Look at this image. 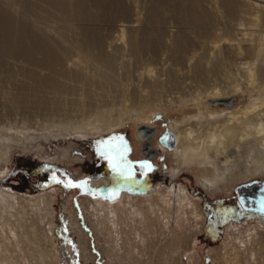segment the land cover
<instances>
[{
	"label": "rangeland",
	"instance_id": "1",
	"mask_svg": "<svg viewBox=\"0 0 264 264\" xmlns=\"http://www.w3.org/2000/svg\"><path fill=\"white\" fill-rule=\"evenodd\" d=\"M45 1L0 0V5L15 22L23 24L31 36L43 35L57 46L67 40L65 48L70 49L72 56L76 51L95 48L94 40L88 38L93 31L100 49L114 58L112 78L116 83L119 78L120 84L125 83L120 85L118 81L117 88L96 89L95 92L103 98L114 99L112 119L122 120V124L119 121L110 131H105L104 127L89 124L92 120L81 125L80 118L76 117L79 122L75 118L67 126L64 123V128L53 127L51 135L44 130L52 118L49 113L51 94L37 91L25 81L30 68L28 62L0 54L3 62L0 66V139L13 136L7 162L0 163V191L15 196L14 203H21L25 208L22 215L12 208L4 213L0 211V264H264V220L238 211L233 198L237 185L244 181L227 183L225 189L207 186L206 190L201 186L205 183L197 181L194 172L185 167L180 166L181 172L173 174L178 165L171 156L173 147L168 142L169 124L199 115L195 105L201 98L209 100L216 91H224L228 99L217 103L219 105L212 108L214 111L203 113L209 116L215 112L211 114L222 117L230 111H225L223 104L234 102L233 109L239 112L253 99L264 97L260 84L264 82V27L256 28L252 39L241 42L239 47L236 43H232L233 46L221 42L220 57L211 59L203 73L194 77L186 67L193 49L200 52L198 55L203 56L202 62H205L207 56L217 52L212 46L215 35L226 27H235L242 16L239 12L230 16L213 0H62L75 5L69 15L67 12L59 14ZM192 7L199 14L207 12L209 23L184 21L187 8ZM121 30H124V39L120 36ZM153 34L159 38L156 53L129 54V45L125 43L144 37L148 40L152 37L148 35ZM184 40L188 43L185 49L172 48L176 42ZM25 45H30L28 39ZM256 49H261L258 57H255ZM65 62L63 66L68 63ZM250 67L257 72L259 82L253 86V92L239 97L240 92L235 89L246 87V68ZM92 68L97 69L90 65L87 71L96 72ZM148 68L153 71L148 72ZM38 71L42 75L47 73L42 69ZM168 74L175 78L170 79ZM157 82L162 87L156 85ZM20 84L25 89L23 98L12 104V99H17L15 88ZM155 85L165 91L157 90ZM192 97L198 100L193 101ZM62 99H54L53 104H58L56 108L60 110L53 120L62 123L65 119L58 115L79 116L73 105H60ZM144 99L155 105L145 107ZM151 115H155L150 126L156 136L150 148L134 138L137 129L145 125L136 126L134 121L140 118L146 121L153 118ZM213 116L207 120L214 119ZM16 126L27 128L23 132L26 138L23 130L19 131ZM7 127L14 130L10 132ZM30 127L43 130H28ZM156 143L165 150H156ZM145 148L151 149V154L155 151L150 161L145 160ZM246 149L243 146L237 154L236 171H244L253 161L254 156L246 154ZM249 179V182H263L264 172ZM69 182L78 186L69 187ZM174 185L185 190L187 205L178 204L168 195L167 190ZM199 192L204 193L206 199L221 201L222 210L231 212L229 218L208 225Z\"/></svg>",
	"mask_w": 264,
	"mask_h": 264
},
{
	"label": "bare ground",
	"instance_id": "2",
	"mask_svg": "<svg viewBox=\"0 0 264 264\" xmlns=\"http://www.w3.org/2000/svg\"><path fill=\"white\" fill-rule=\"evenodd\" d=\"M74 1H76V0H74ZM77 1H79V0H77ZM213 1L216 4H218L220 7L225 9V12L228 15L231 16L233 13L239 12L240 15H242V16H240L238 18L239 20H238V23L236 24L235 27H226L221 32V34L215 35V40L213 41L214 45H212V46H213V48L217 49V52L216 53L212 52L211 53L212 56H210V57L207 56V60L205 62H202L203 61L202 59H204V57L199 56L200 52L196 53L197 52L196 49H193L192 55L190 54L191 56L187 59L188 65L186 67H188V69H187V70H189L188 72H190L194 77H199L203 73L204 68L208 67L210 65L211 59L216 60V58L220 57V54L222 53L221 46H220L221 42L224 44H231V45H233L232 43H236L235 45H237L239 47V46H241L240 45L241 42H243V41L246 42L247 40L252 39L253 33L256 31V28L264 27V2H261L260 0H242L243 3H238L237 1L234 2L233 0H213ZM45 2H47V4L49 6H51L55 10H57L59 14H63L65 12H67L69 14V10L71 8L75 7L74 4H67V3L63 2L62 0H47ZM76 5H78V4H76ZM77 7H79V6H77ZM80 9H81V7H80ZM187 9L188 10L186 11V14L184 16L185 17L184 21L190 22V23L193 22V23H197V24L209 23L210 16L207 12L199 14L196 11V9L193 7L187 8ZM81 12H82V10H81ZM202 12H203V10H202ZM10 15L11 14L0 5V54L1 55L2 54H8V55L13 56L15 58L24 59L26 62H28L30 68L26 72L27 78L24 77L25 79H27L25 81L30 82V85H32L34 89H38L37 91H45V92L51 94V96H52L51 101L49 99L51 96L48 97V100L50 101V112L48 110H46V111H48L50 114H52L51 115L52 118L49 119V122H48L49 127H47V128L44 127V130H48L50 132V134L52 135L53 132L51 131V128H53V127H56V129L57 128L58 129L64 128L65 126H67L66 124L68 122H70V121L73 122V119H75L76 117L80 118L79 120L81 122V125H84V122H86V121L90 122L92 120L89 124L94 125V127L95 126L104 127L105 131H110L113 128V126H116L120 120L117 122V121L112 119V111L115 108L114 107L115 104L113 101L114 99L112 100L111 98H107V97L103 98V96L100 95L99 93H96L95 90L96 89L107 90V91L109 89L111 90L114 87L118 86L117 84H118V81L120 78L118 79L117 83L112 78L111 74H112L113 68H114V64L112 62L114 61V58L110 53H105V52H103V50L100 49L101 44L96 38H94L95 37L94 32L91 31L90 36L88 38L94 40L93 46L95 45V48H93V47L87 48V50L85 52L81 51V50L76 51L77 54L72 56L71 52H69L70 49L68 47L65 48L67 40L65 41V43L63 42L61 46H57V45L52 44L50 41L46 40L47 38L43 35H40V36L39 35H32L31 36L29 34L27 28H25V26L23 24L15 22ZM69 15H71V14H69ZM85 32H87V31H85ZM119 33H120V29H119ZM194 33H196V32H194ZM124 35H125L124 30H121L120 36L122 39H124L123 38ZM148 36L149 37L152 36V37L148 40L144 39L145 38L144 37L142 40H139V41L134 40V39H130L127 43H125V44L129 45L128 51H129V54H131V56L142 55V52L144 53V51H151V53H153V54L157 52L156 50H157V47L159 45L158 36L156 34H155V36H154V34L148 35ZM121 38L119 40H121ZM27 39H28V41H30V45H25V40L27 41ZM122 41H124V40H122ZM248 43H250V42H248ZM187 45H188V43H186L184 40L182 42L181 41L176 42L175 46H173L172 48L181 50V49H185ZM235 45H233V46H235ZM225 48H227V47L225 46ZM200 49H202V48H200ZM197 55L199 57H196ZM260 55H261V49H256L255 57H258ZM224 56H223V58H224ZM205 57H206V55H205ZM64 61L68 62L67 64H65L66 66L62 65ZM175 62H176V60H175ZM2 63H3L2 57H0V66L2 65ZM90 65H94L97 68V69L92 68V69H95L96 72L90 73V71L89 72L87 71V68ZM217 67H220V66H217ZM38 69L46 70L47 73L45 72L46 74L43 73L44 75H42V74H40L41 71H38ZM182 69L183 68H181L180 70H182ZM242 70H243V68H242ZM246 70H247V75H246L247 81H246V85H245L246 87L242 88V89L241 88L235 89L236 91L238 90L240 92V95H238L239 97H242V95H244L246 92H249V93L253 92L254 91L253 86H255V84L259 82L258 78H256L257 72L255 70H253L252 67L246 68ZM152 71H153L152 69L148 68V72H152ZM216 72H217V70H216ZM159 75H161V74H159ZM179 75H181V74H179ZM163 76H165V75H163ZM169 76H170V79L175 78L172 76V74H170ZM259 76H262V75L259 74ZM59 77L63 78V79L65 78V80H61ZM205 77H207V76H205ZM143 78H144V76H143ZM143 78H141V80H143ZM148 78H149V76H148ZM153 78H150V81ZM146 79H147V77H146ZM146 79H145V81H146ZM158 79H156V80H158ZM165 79H166V77H165ZM168 79H169V77H168ZM148 81H149V79H148ZM160 81H163V80H160ZM218 82H220V81L218 80ZM230 82H229V84H232ZM208 83H209V81H208ZM119 84H120V81H119ZM122 84H125V83H122ZM122 84H120V85H122ZM145 84H148V83L146 82ZM166 84H168V83H166ZM242 84H244V81ZM260 84L262 85L261 91H264V82H260ZM156 85L161 86V84H159V83ZM156 85L154 87L157 88ZM21 86H23V84L16 86L15 89L17 92V94H16L17 99L13 98L12 104H17V101L20 98H23L22 93H24L25 89H24V87H21ZM171 86H173V85H171ZM183 86H181V87H183ZM131 87H132V85H131ZM133 87H134V85H133ZM178 87H180V86H178ZM141 88H145V87H141ZM141 88H139V89H141ZM150 88H149V90H150ZM158 88H160V87H158ZM158 88H157V90H159ZM168 88L169 87H167V89ZM230 88L232 90V87H230ZM145 89L148 90L147 88H145ZM180 89H182V88H180ZM146 90H144V91H146ZM174 90H176V89H174ZM120 91L123 92V90H120ZM152 91L156 92L155 89L154 90L152 89ZM161 91H165V90L161 89ZM121 92H120V94H121ZM139 92L141 93V91H139ZM167 92L168 91H166L165 93H167ZM220 92H222V91H220ZM220 92L219 91L218 92L216 91L215 93L213 92L214 94L213 95L211 94L212 96H210V97H212V98L209 100H207L206 98H201L200 100H198V98L192 97V98H194L193 101L198 100V103L195 106L197 107V110H199L198 111L199 115L188 116V118H186V119H184V121H180V122L173 121V122H171V124H169V128H168L169 129L168 130V135H169L168 138L171 141L169 143V145L171 144V146L173 147L172 152H171V156L175 160L174 162H176V164L178 165V167H176V168H174L175 166L173 167L174 168L173 174H177L178 172H181V170L179 169L180 166L185 167L187 170L194 172L193 174H195L197 181H203L205 183L204 185H201V186L206 190L208 189L207 186H209L211 188H215V189H225L226 188L225 184L229 183V185H231V184H235L238 181H244L243 184H245V183L249 182L247 180H250L249 178H251V176H253L255 174H261L262 172H264V97L261 98V96H260L259 100H258V97L253 99L254 101L252 103H249L247 105V107L245 106L239 112H236L233 109L234 108V102L230 105L229 104H223V105H225L224 106L225 108H223V109L225 111L226 110L227 111L230 110V111L227 112L222 117H218L216 114H213L214 115L213 116L211 114V113H215V112H211L209 114V116L203 114L204 112H207L208 110H213L212 108L219 105L217 103H221V102L225 101L226 99H228L227 96H224L225 95L224 91H223V93H220ZM231 92H233V91H231ZM133 93L131 91V94H133ZM125 94H126V92H125ZM142 94L144 96V92ZM226 94H229V93H226ZM109 95H110V93H109ZM23 96H25V95H23ZM56 98H61V99L63 98L61 101L62 103L60 102L61 103L60 105L68 104V103L73 105L75 110L79 113L78 114L79 116H68V115L60 116V115H58V118L62 117L65 119V121H63L62 123L59 122V120L58 121L53 120L54 117L58 114V112L60 110V109L58 110V108H56V107H58V106H56L58 104L54 105L55 104L54 99H56ZM125 98H126V95H125ZM36 99L38 100L40 98H36ZM36 99L34 101H36ZM31 100H33V99H31ZM45 100H47V99H45ZM130 100H131V98H130ZM151 100H153V99H151ZM116 101L118 102V100H116ZM144 101H145V99H144ZM249 101H251V100H249ZM43 102H44V100H43ZM30 103H31V101H30ZM48 103L49 102H47L46 104H48ZM56 103H58V102L56 101ZM41 104H42V102H41ZM46 104H44V105H46ZM117 104H120V103H117ZM153 105H155V102H152L150 100H147L144 102L145 107H150ZM136 106H138V105H136ZM46 107L48 108L47 105H46ZM127 107H129V106H127ZM142 108H144V107H142ZM157 109L159 110L160 108H157ZM57 110H58V112H57ZM132 112H131V114H132ZM129 116H130V114H129ZM212 116L214 119H212L210 121L207 120L208 117H212ZM152 117L153 118H151V119L149 118L146 121H143L144 118L142 120L140 118L136 122L134 121V125H136V126H138L139 124H142V123L145 124V125L141 126L139 129H137L136 135L134 137L137 139V141L140 143V145L144 144V145H148L150 147L151 142L153 141L154 137L156 136L155 129L150 126V124L153 123L152 121L155 118V115H153ZM76 121H78L77 118H76ZM76 121H75V123H76ZM123 122H125V121H123ZM64 123H65V126H63ZM121 124H122V122H121ZM46 125H47V123H46ZM13 127L15 128V126H13ZM23 127H25V126H23ZM23 127L22 128L17 127V129L19 131L23 130L22 135L25 136V138H26L27 135H24L23 132L27 128L26 127L23 128ZM7 128H9V130H10V127H7ZM7 128H5V129H7ZM7 130H5V131H7ZM11 130H14V129H11ZM11 130H10V132H11ZM28 130L42 131L43 128L41 130L39 128L35 129L34 127H30V129H28ZM85 130L88 132L90 129H85ZM7 132H9V131H7ZM4 134H6V132ZM10 135H11V133H10ZM0 137H1V135H0ZM12 137L9 136L8 139H6V140L0 139V163H6L7 162V159H8L7 156L9 155L10 148L12 146V144H11V142H12L11 138ZM243 146L247 147L246 154L250 153L251 155L254 156V157H252L253 161L250 163V165H247L245 167L244 171H240V170L236 171V169L234 167H235V165H237L236 164L237 160H235V159L237 157V154L240 152V150L243 149ZM163 149H164L163 146L160 143H158L156 150L164 151L165 149L164 150ZM143 151H144L143 154L147 156L145 160L150 161L154 158L155 151H153V154H151L152 150L150 149V151H149L148 148L147 149L145 148ZM170 188L171 189L167 190V191H168V195L171 196V199L172 198H174V200L176 199L175 201H177L178 204H181V203H185V205L188 204L189 200H187L188 198L186 197L185 190L183 188H181L180 186L177 187L175 185H174V187H170ZM157 194H159V193H157ZM126 198H128L127 195H126ZM14 199H16L15 196L7 194L3 191H0V211H1V213H4L5 210L12 208L15 210V212L17 214H21V215L23 214L22 211L25 208H23L21 206V203H14V201H13ZM44 199L45 198H43L40 201H43ZM169 201H171V200L169 199ZM37 205H39V203ZM20 226H21V224H20ZM3 264H5V263H3Z\"/></svg>",
	"mask_w": 264,
	"mask_h": 264
},
{
	"label": "flooded vegetation",
	"instance_id": "3",
	"mask_svg": "<svg viewBox=\"0 0 264 264\" xmlns=\"http://www.w3.org/2000/svg\"><path fill=\"white\" fill-rule=\"evenodd\" d=\"M168 142H170V139ZM165 144L168 143L165 142ZM200 195L202 197V205L204 206L203 210L207 212L208 225L212 226L219 219L224 221L229 218L231 212L229 210L225 211V209L222 210L224 207L221 201L206 199L204 193H200ZM233 198L238 211L252 213V215L264 220V181H258L251 187L240 189L238 192L235 190ZM248 200H253V203Z\"/></svg>",
	"mask_w": 264,
	"mask_h": 264
},
{
	"label": "water",
	"instance_id": "4",
	"mask_svg": "<svg viewBox=\"0 0 264 264\" xmlns=\"http://www.w3.org/2000/svg\"><path fill=\"white\" fill-rule=\"evenodd\" d=\"M171 142V141H170ZM164 143V142H163ZM165 144V143H164ZM166 145V144H165ZM171 145V144H170ZM258 181L257 180H254V181H251L247 184H240L239 186L237 185L236 187V191L238 192L240 189H245V188H248V187H251L254 183H257ZM249 201V200H248ZM249 202H252L253 203V200H250Z\"/></svg>",
	"mask_w": 264,
	"mask_h": 264
},
{
	"label": "snow or ice",
	"instance_id": "5",
	"mask_svg": "<svg viewBox=\"0 0 264 264\" xmlns=\"http://www.w3.org/2000/svg\"><path fill=\"white\" fill-rule=\"evenodd\" d=\"M67 186L72 187V186H78V185H72L71 182H69Z\"/></svg>",
	"mask_w": 264,
	"mask_h": 264
}]
</instances>
